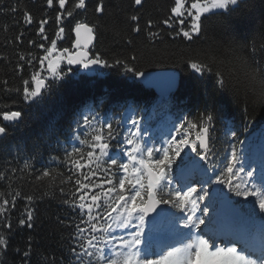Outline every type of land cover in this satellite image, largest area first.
Wrapping results in <instances>:
<instances>
[{
	"label": "trees",
	"instance_id": "1",
	"mask_svg": "<svg viewBox=\"0 0 264 264\" xmlns=\"http://www.w3.org/2000/svg\"><path fill=\"white\" fill-rule=\"evenodd\" d=\"M76 2L68 0L65 10L73 11V15L57 23L56 15L62 10L56 0L51 8L46 0H0V57H3L0 59V82L8 80L11 88L20 89L19 92L8 93L0 90V113L22 111L23 115L17 122L4 121L0 115V125L8 128V135L0 139V171H5L9 165L23 168L25 161H29L35 169H57L66 178V166L50 162V157L63 158L64 151H71L72 147H80L85 154L90 150L86 144L74 139L77 133L80 139H91L90 135H86L91 130L82 124L81 116L85 109L90 118L95 115L101 122L108 116L122 115L127 108L134 110L138 117L149 115L157 103L156 94L144 87L135 78L134 72H127L125 66L141 72L176 70L180 78L179 88L170 96L169 103L163 106L174 114L187 116L196 122L206 106L214 104L215 119L210 143L214 157L224 154L230 139L233 140L229 136L231 132H236L234 140L238 145L253 134L262 135L264 102L258 99V91L252 89L242 73L234 76L227 91L221 95L210 78H201L193 73L184 61L198 55H218L225 51H228L229 59L246 57L243 48L246 42H254L257 47L264 45V0H241L238 7L227 12L220 10L208 14L202 18L206 31L192 41L175 35L179 31L178 24L174 23L169 28L159 23L171 14L174 0H144L142 6H135L133 0H106L103 14L95 12L97 0H86L85 9H75ZM13 6L18 8L15 13L9 11ZM25 12L32 16L30 24L25 21ZM134 14L141 17L142 30L139 34L131 30L134 25L129 18ZM45 19L48 23L41 34L40 21ZM148 20L156 25L150 29L159 33L156 39L148 34ZM76 23L93 27L92 56L100 54L109 66L101 65L98 73L87 76L63 63L59 69L67 75L62 80L48 77L45 70L47 61L41 66L40 58L53 39L57 41V51L64 48L71 51L74 42L72 31ZM60 27L65 30L62 38L56 35ZM21 34V39L17 40ZM40 44H44V48H40ZM20 55L25 59L20 60ZM218 58L223 57L218 55ZM116 60L122 61V65H116ZM18 64L23 68L18 70ZM233 67L232 63L227 64L228 69ZM37 72L47 78L48 88L42 90L35 101H25L23 81L28 80L31 85V76ZM5 105L9 107L5 108ZM244 109H247L246 113ZM78 121L81 123L79 128ZM93 123L98 126L96 121ZM112 123L121 132V136L111 142L110 154L115 156L122 154L124 128L118 121ZM208 166L217 170L221 167L217 162H208ZM60 179L58 177L53 184L45 182L39 188L34 186L31 178L13 181L12 188L21 191L22 197L17 199L15 209L10 212L11 230L0 227V232L8 238V249L6 253H0V264H24L22 254L29 249V244V264H52L53 260L55 264H75V257L69 249L75 246L72 234L81 214L78 209L73 210L63 203L75 187L71 182L60 184ZM60 187L65 188V193L59 191ZM0 191H8L3 181H0ZM28 195L38 199L28 205L23 199ZM27 207L34 209L31 228L19 225V220L26 218Z\"/></svg>",
	"mask_w": 264,
	"mask_h": 264
},
{
	"label": "snow or ice",
	"instance_id": "2",
	"mask_svg": "<svg viewBox=\"0 0 264 264\" xmlns=\"http://www.w3.org/2000/svg\"><path fill=\"white\" fill-rule=\"evenodd\" d=\"M46 2L48 7H53L54 0ZM56 2L62 10L56 15L57 23L73 15V11L65 10L68 0ZM240 2L241 0H174L171 14L159 23L169 28L173 27L174 23L178 24L179 31L175 32V35L192 41L194 37L198 38L206 31L202 18L220 10L227 12L238 7ZM133 3L135 6H142L144 0H133ZM86 6V0H77L74 8L85 9ZM106 7V0H97L95 12L103 14ZM17 10L16 6L9 9L12 13ZM24 18L27 23L32 22L30 13L25 12ZM140 19L136 14L129 18L134 25L131 30L136 34L142 30ZM47 23V19L40 21L41 34L44 33V25ZM146 25L149 36L156 39L159 33L150 31L156 26L154 22L148 20ZM73 30L77 36L74 45L77 49L80 47L81 30L87 31L90 36L93 33V27L83 23H76ZM64 31V28L60 27L56 33L57 37L62 38ZM21 37L22 34L17 36V40ZM39 47L44 48V44ZM243 48L246 57L229 59V53L225 51L218 54L223 58H218L217 54H205L184 62L201 78H210L215 90L221 95L227 91L234 76L242 73L252 89L258 91V99L264 102V45L257 47L254 42L249 41ZM55 52L57 41L53 39L39 63L43 66L47 61L48 73L57 80H62L67 75L59 69L60 60L66 59L67 64H79L86 69L91 65L109 66L108 61L100 54L89 56L86 51L71 52L64 48L55 60L50 59ZM19 59L24 60L25 57L20 55ZM28 63L31 64V60H28ZM122 63L120 60L115 61L116 65ZM228 63H232L234 67L228 69ZM22 68L23 65H17L18 70ZM125 70L134 72L138 77L145 75L132 67L125 66ZM47 88V78L37 72L31 76V85L28 80L23 81V99L35 101L41 96L42 90ZM0 90L4 93L20 91L11 88L8 80L0 82ZM7 107L9 106L5 105V108ZM214 111V104L211 107L206 106L196 122L185 116L174 126L176 134L162 141L159 147L147 146L144 141L147 133L142 134L138 121L132 120V127L123 135L121 150L123 157H126L124 160L121 159L120 153L115 156L110 154L111 142L121 136L118 128L110 121H98L95 115L91 118L89 115H83L82 124L91 130L86 134L90 135L91 139H80L78 133L74 139L79 140L80 144H86L90 150L85 154L80 147H72L71 151H64L63 158L55 155L50 157V162H58L61 167L66 166V178H63V173L57 169H35L29 161H25L23 168L17 169L9 165L8 169L0 171V181L5 182L8 188L7 192L0 191V227L11 230L10 212L15 209L17 199L22 197L21 191L12 188L15 179L31 178L34 186L39 188L45 182L53 184L61 177L60 184L71 182L75 187V191L63 203L73 210L78 209L81 214L80 222L75 225L76 231L72 234L75 246H70L69 249L75 257V264H264V180L260 187L250 183L254 178V170L246 171L235 146H232L231 156L215 181L209 177L199 188L183 181L177 187L172 185V166L177 163V158L185 147H189L201 160L212 159L210 143L214 128ZM244 111L246 113L247 109ZM0 115L7 122H17L23 118L22 111H3ZM94 121L99 126H94ZM79 127L81 123L78 121L77 128ZM7 135L8 128L0 125V139ZM236 135V132H231L233 138ZM17 173L24 175L18 176ZM208 183L227 185L229 191L234 192L236 196L256 197L253 207L249 209V215L245 217L227 196H222L224 204L232 213L230 224L222 233L209 227L216 223L213 215L216 213L213 197L218 193L214 192L210 196ZM59 191L63 194L65 188L60 187ZM206 198L208 204L201 207V202ZM23 199L31 205L38 198L28 195ZM161 205L177 209L184 215L177 216L167 208H161ZM198 212L200 215H197ZM33 213L34 209L27 207L24 213L26 218L20 219L19 225L31 228ZM153 213L156 214L152 217L153 221L157 218H168L170 231L179 237L173 243L161 244L159 251H152L151 247L146 246L145 227L147 219ZM256 219L260 221L258 241L249 228L245 227L248 222ZM202 225L205 226L203 231ZM116 229L126 230L125 235H115ZM183 229H187V233ZM7 249L8 238L0 232V253H6ZM16 251L19 252V249ZM30 255L29 244V249L22 254L24 264H29ZM52 264H55V260Z\"/></svg>",
	"mask_w": 264,
	"mask_h": 264
},
{
	"label": "rangeland",
	"instance_id": "3",
	"mask_svg": "<svg viewBox=\"0 0 264 264\" xmlns=\"http://www.w3.org/2000/svg\"><path fill=\"white\" fill-rule=\"evenodd\" d=\"M60 55V51H57L53 54L50 59L55 60L56 56ZM63 63H66V59L59 61V68L63 65ZM45 70H47V66L45 67ZM95 73H98L97 69H94ZM48 77H51L49 73ZM130 114V113H129ZM127 114V116L129 115ZM129 117V116H128ZM154 118V119H153ZM152 118V122L155 123V126L147 127L143 122L138 121V124L142 130V134L144 132L147 133V135L144 137V141L147 143V146H153L159 147L162 141H166L167 139L171 138V135H175V128L174 126L179 124V122H175L173 120H170L169 117H167L165 120L161 119L156 120V117ZM136 119V118H135ZM129 118V124H131L132 120ZM183 120V119H182ZM159 121V122H158ZM157 124V125H156ZM97 126V125H96ZM99 126V125H98ZM132 125L130 126V128ZM263 135H255L253 134L252 137L247 138L246 141H244L240 146L238 144H235L234 138L229 135L233 140L229 142V146L225 147L224 154L219 157L212 156V159L207 162L211 163H218L220 167L219 170L216 169V176L219 175V171L224 170V166L226 165L228 159L231 156V148L232 146H235L237 154L241 161L244 162L246 171L247 170H254V178L251 179L250 183L256 185V187H260L262 180H264V165L260 166L257 162H255L256 157L262 155L264 153V131L262 133ZM194 136V133H193ZM126 147H129L126 145ZM126 159V157H123L122 160ZM180 166H183V168H180ZM220 172V173H221ZM211 176V173H209V170L206 169V166L204 165L203 161L200 159L199 156L195 152H193L189 147H185L184 150L181 152V156L177 158V163L173 164L172 166V185L173 187L179 186V184L183 181L187 184H190L192 186H195L197 188L201 187L199 184L200 181L204 180L207 181V178ZM201 179V180H199ZM212 186L208 189L209 195L212 196L214 192H217L218 195L214 196L213 199L215 201V207L216 212L221 210L223 213L225 212L223 209H220V201H223L221 198L222 196L228 195L230 197L232 204L239 209L240 213L243 214L245 217L249 215V209H251L256 201V197L249 196L247 198L236 196L234 192L229 191L227 185H221L216 183H211ZM208 199L206 198L205 201L201 202V207L208 204ZM169 212L175 213L177 216L184 215L183 213H180L177 209H173L169 206L168 208ZM258 213V208L256 209ZM197 215H200L198 212ZM214 215V214H213ZM232 215L229 214L227 216V221H231ZM245 227L249 228L251 233L256 237L257 241L259 240L260 235V221L258 219L254 221L248 222ZM185 233H187V229H183ZM201 231H203V225L201 226ZM126 230L124 229H116L115 235L121 236L125 235ZM172 235L177 237L173 232L170 231L169 228V219L168 218H160V220L157 223H151L147 221L146 227H145V236H146V246L151 247L152 251H157L158 249H155L156 243H160L162 239L166 236Z\"/></svg>",
	"mask_w": 264,
	"mask_h": 264
},
{
	"label": "water",
	"instance_id": "4",
	"mask_svg": "<svg viewBox=\"0 0 264 264\" xmlns=\"http://www.w3.org/2000/svg\"><path fill=\"white\" fill-rule=\"evenodd\" d=\"M85 24V23H83ZM74 34V43L73 49L76 51L77 48L74 47L77 36L74 31H72ZM79 41H80V47L79 51H86L88 52L89 56L91 53L89 52V49L92 48L94 43V33L89 35V33L85 30H81V34L79 36ZM77 50V51H78ZM67 63V62H66ZM69 65V64H68ZM74 68L79 69L80 74H86L88 76H92L94 74V67H98L100 65H91L89 68H84L82 65L79 64H73L70 65ZM145 73L143 77H138L136 76L135 78L143 84L144 87L147 89L150 88L153 90L156 94L157 98H167L169 97L172 93L176 92L179 88L180 84V78L178 77V72L174 69H160V70H153V71H142ZM229 198V197H228ZM222 207L229 213H231L224 202H221ZM161 208H167L166 205H161ZM232 214V213H231ZM155 213L151 214L150 217L148 218L149 220H152V217H155ZM158 219V218H157ZM156 219V220H157Z\"/></svg>",
	"mask_w": 264,
	"mask_h": 264
},
{
	"label": "flooded vegetation",
	"instance_id": "5",
	"mask_svg": "<svg viewBox=\"0 0 264 264\" xmlns=\"http://www.w3.org/2000/svg\"><path fill=\"white\" fill-rule=\"evenodd\" d=\"M71 52H75L73 49H71Z\"/></svg>",
	"mask_w": 264,
	"mask_h": 264
},
{
	"label": "bare ground",
	"instance_id": "6",
	"mask_svg": "<svg viewBox=\"0 0 264 264\" xmlns=\"http://www.w3.org/2000/svg\"><path fill=\"white\" fill-rule=\"evenodd\" d=\"M158 251V250H157Z\"/></svg>",
	"mask_w": 264,
	"mask_h": 264
}]
</instances>
